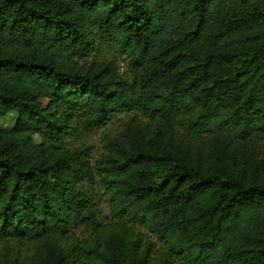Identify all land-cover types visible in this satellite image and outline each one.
<instances>
[{
	"label": "trees",
	"instance_id": "obj_1",
	"mask_svg": "<svg viewBox=\"0 0 264 264\" xmlns=\"http://www.w3.org/2000/svg\"><path fill=\"white\" fill-rule=\"evenodd\" d=\"M11 111L0 264H264V0H0Z\"/></svg>",
	"mask_w": 264,
	"mask_h": 264
},
{
	"label": "rangeland",
	"instance_id": "obj_2",
	"mask_svg": "<svg viewBox=\"0 0 264 264\" xmlns=\"http://www.w3.org/2000/svg\"><path fill=\"white\" fill-rule=\"evenodd\" d=\"M90 58L97 62H114V64H116V69L112 72L113 74H117L118 76L131 75L129 59L123 55L115 45L108 44L107 42H99L98 45L95 46L94 51L91 53ZM129 116L130 115L127 114H119L118 116L114 117L105 127L96 129L82 138L73 141L74 146H89L94 156L99 155L102 149V133L106 130L115 131L124 120L129 118ZM17 118L18 113L15 111H11L5 116L0 117V129H11L15 125ZM34 139L36 142H40L42 137L39 134H35ZM95 193L98 194V207L101 209L103 215H108L110 212L107 198L108 195L103 191L102 188H96ZM1 248L9 259L13 260L19 257V261H31L32 255L30 252L19 254L17 246H15V244L12 242L2 243Z\"/></svg>",
	"mask_w": 264,
	"mask_h": 264
}]
</instances>
